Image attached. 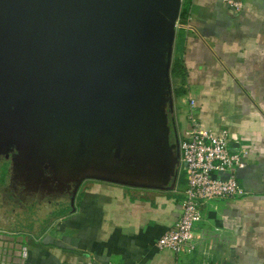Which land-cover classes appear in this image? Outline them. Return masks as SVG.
Wrapping results in <instances>:
<instances>
[{
    "label": "crops",
    "instance_id": "0c3cea01",
    "mask_svg": "<svg viewBox=\"0 0 264 264\" xmlns=\"http://www.w3.org/2000/svg\"><path fill=\"white\" fill-rule=\"evenodd\" d=\"M184 1L175 121L180 128L193 99L200 127L230 132V151L245 150L237 170L245 194L206 202L191 247L175 254L155 243L178 219L183 174L173 189L86 179L72 200L40 207L19 226L1 222L0 264H18L23 245L25 264H264V0H239V10L226 0Z\"/></svg>",
    "mask_w": 264,
    "mask_h": 264
},
{
    "label": "water",
    "instance_id": "95a60500",
    "mask_svg": "<svg viewBox=\"0 0 264 264\" xmlns=\"http://www.w3.org/2000/svg\"><path fill=\"white\" fill-rule=\"evenodd\" d=\"M181 4L182 0H6L0 6L2 28L17 37L15 46L0 31L1 44L8 50L21 46L46 65L56 61L68 80L66 88L57 84L51 91L57 104L37 114L48 120L40 142L51 162H43L60 175L59 181L74 182L71 200L86 179L174 188L179 170L176 128L174 143L160 125L151 129L162 135L149 136L147 130L127 143L126 127L119 128L120 117L104 103L120 95L138 101L160 95L161 87L152 82L153 66L161 63L159 49L166 46L172 53ZM130 160L134 167L127 166Z\"/></svg>",
    "mask_w": 264,
    "mask_h": 264
},
{
    "label": "rangeland",
    "instance_id": "374dc122",
    "mask_svg": "<svg viewBox=\"0 0 264 264\" xmlns=\"http://www.w3.org/2000/svg\"><path fill=\"white\" fill-rule=\"evenodd\" d=\"M3 4H6V0H0V6ZM0 31L5 32L17 46L16 34L8 27L2 28L1 20ZM158 52L162 53L161 63L154 64L152 75V82L162 89L157 98L138 101L120 95L107 99L104 103L111 114L115 116L117 113L120 117L119 128L126 127L123 131L127 134V143L129 138L134 142V135H145L147 130L149 136L162 135L151 129L157 125L167 128L165 135L168 136L169 143H174V127L177 136L184 127L185 115L179 128L175 121L174 101L173 108L170 106L174 85L171 73L174 43L172 53L166 46ZM57 84L66 88L68 80L56 61L43 64L21 46L8 50L0 42V223L12 219L15 226H19L21 222H27L32 212L40 207H54L58 200L66 203L74 191L73 181H59L60 175L51 168L48 170L43 159L49 163L50 156H45L41 150L40 137L48 120L43 117L38 119L37 113L57 104L51 93ZM186 107L187 102L182 106V114ZM122 141L124 142L123 139ZM120 149L123 156L124 148L120 146ZM132 152L134 154V146ZM119 160H114L113 163L116 164ZM127 166L134 167V161L130 160ZM13 171L14 178L22 186L15 188L9 184L10 172Z\"/></svg>",
    "mask_w": 264,
    "mask_h": 264
},
{
    "label": "built area",
    "instance_id": "2783aa9c",
    "mask_svg": "<svg viewBox=\"0 0 264 264\" xmlns=\"http://www.w3.org/2000/svg\"><path fill=\"white\" fill-rule=\"evenodd\" d=\"M239 10V0H226ZM195 102L190 99L185 110V124L178 133L179 170L186 186L180 200V214L175 223L156 241L157 250H171L175 254L186 251L194 241L193 226L201 218V207L213 199L237 198L245 194L237 180V170L245 166L244 149H229L230 132L199 126L194 114ZM28 248L20 250V262L25 264Z\"/></svg>",
    "mask_w": 264,
    "mask_h": 264
},
{
    "label": "trees",
    "instance_id": "16d2710c",
    "mask_svg": "<svg viewBox=\"0 0 264 264\" xmlns=\"http://www.w3.org/2000/svg\"><path fill=\"white\" fill-rule=\"evenodd\" d=\"M186 12H187V6L185 4V1L182 0V6H181L178 22L179 21H183V19H185ZM180 65H181V58L174 57L173 62H172V68H171L172 76L176 74V72H177L178 68L180 67ZM175 92L179 93L180 90L178 89Z\"/></svg>",
    "mask_w": 264,
    "mask_h": 264
},
{
    "label": "flooded vegetation",
    "instance_id": "af4514ba",
    "mask_svg": "<svg viewBox=\"0 0 264 264\" xmlns=\"http://www.w3.org/2000/svg\"><path fill=\"white\" fill-rule=\"evenodd\" d=\"M14 171L13 172H10V177H9V184H12L11 186L12 187H17L18 185L22 186V183H19V181L16 180V178H14ZM8 182V181H7ZM14 188V189H15Z\"/></svg>",
    "mask_w": 264,
    "mask_h": 264
}]
</instances>
